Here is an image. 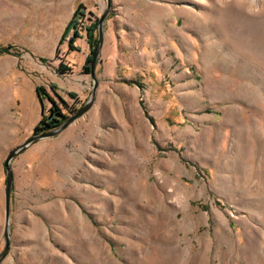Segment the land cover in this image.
<instances>
[{
	"label": "rangeland",
	"instance_id": "rangeland-1",
	"mask_svg": "<svg viewBox=\"0 0 264 264\" xmlns=\"http://www.w3.org/2000/svg\"><path fill=\"white\" fill-rule=\"evenodd\" d=\"M116 4L134 45L144 29V62L132 58L127 82L102 87L70 142L41 139L30 163L13 160L12 245L1 264H264V0ZM104 8L0 0V252L4 161L89 98L91 77L76 96L56 88V60L67 37L70 49L80 35L96 39ZM34 95L44 113L28 129ZM101 124L117 131L86 160L74 143H92Z\"/></svg>",
	"mask_w": 264,
	"mask_h": 264
},
{
	"label": "crops",
	"instance_id": "crops-1",
	"mask_svg": "<svg viewBox=\"0 0 264 264\" xmlns=\"http://www.w3.org/2000/svg\"><path fill=\"white\" fill-rule=\"evenodd\" d=\"M116 1H119V0H111V4H112L111 15L113 16L108 18L104 24V39H103V44H102V48L100 51L99 61H98V64L96 66V71H95L96 78L98 79V82H99V86H98L97 95H96L94 104L92 106H96L99 103V98L103 91L102 87L111 89V87L115 85L117 82H127L129 80L128 71L132 63V58L137 57L139 58V60H141V62H144V59H145V44H146L145 39L146 37H145L144 29H142L143 28L142 27L141 31H138L141 37H137L136 39H138V46L140 47V50H136L139 47L137 45H134V41H133L134 38L133 36H131L130 26L126 22L124 21L122 22L119 19L118 12L116 11L117 9ZM70 35H71V32H69L68 36L70 37ZM165 40L166 39H164V41ZM161 42H163L162 37H160V43ZM71 46L73 48L70 49V46L68 44V37L59 46L58 52H60V59L56 61L58 63L62 62L61 71H60L59 76L54 78L56 88L59 91H64V93L67 94V96L65 95L66 97H68L69 93L72 94L73 96L74 95L76 96L78 94H75V92H78V93L80 91L84 92L87 86H90L89 74L81 71V69L83 68L86 62V59L90 55V43H89L88 37L84 35H80L73 41ZM65 65L72 67V69L69 71L70 72L69 76L64 74V72L68 71L67 70L68 68H65ZM56 93L58 96V91H56ZM34 96H35L34 99L36 100V102L35 101H32V102L33 104H35V107L34 109L31 110V112L25 113V116L23 118L24 122L28 123V126H26V128L28 129H32L34 124L38 123L40 119L42 118V112L44 113L43 111L45 107L44 101H42V99H40L38 95H34ZM30 100H32V97H30ZM86 114L84 116H86ZM84 116H82L81 118H83ZM81 118L73 122L64 131H62L59 134V135L63 134L62 136L65 142L66 140H69V142L70 140H72L71 138L73 136V130L74 128H76L77 126L81 124L80 123ZM113 131L114 132L117 131L115 126L105 127L104 124H101L100 129L98 130L96 134V138L92 141V143L89 144V141L86 138L85 142H83L82 140L79 142H75L74 146L77 152L82 154V157H85V159L88 160V156L90 153V147H93V150L96 149L97 150L96 152L99 153L100 152L99 150L104 149L105 147L106 142H105L104 134L105 133L111 134V132ZM46 140H49V139H46ZM115 144L116 145L113 146L114 149H115V146L117 147V149H119V138L118 137H117ZM35 146L36 145H32L28 147L17 158H20L19 160L22 161L23 163H27V164L30 163V159L35 154V150L37 148ZM12 172H13V167H12ZM13 177H14V172H13ZM11 209H12V206H11V201H10V222H11V217H12ZM11 245H12V235H11L10 248H11ZM27 260H28V263H25V264H41L42 262L40 259V256H37L36 258L33 257L31 263H30L29 258ZM16 263L19 264L18 262Z\"/></svg>",
	"mask_w": 264,
	"mask_h": 264
},
{
	"label": "water",
	"instance_id": "water-1",
	"mask_svg": "<svg viewBox=\"0 0 264 264\" xmlns=\"http://www.w3.org/2000/svg\"><path fill=\"white\" fill-rule=\"evenodd\" d=\"M111 10H112L111 0H105V8L101 12L100 17L96 23V33H97L96 43L92 49L91 60L89 64L90 66L89 75L92 80L91 94L89 98L85 101V103L77 111H75L72 115L67 117L63 121V123L55 127V129H52L50 131H46L43 133H39V134H32L25 142L15 147L14 149H12L4 161L3 165L5 169V195H4L5 225H4V231H3L4 246H3L2 251L0 252V264L7 257L9 250H10V244H11L10 201H11V190H12V185H13V172L11 169V164L18 155L24 152L32 144L38 142L41 139L52 138V137L59 135L69 125H71L73 122H75L76 120L84 116L88 112V110L92 107L94 100H95L96 91L98 89V80L96 78L95 70H96L97 61L100 57V51H101L103 39H104V23L106 19L108 18V16L110 15Z\"/></svg>",
	"mask_w": 264,
	"mask_h": 264
},
{
	"label": "trees",
	"instance_id": "trees-1",
	"mask_svg": "<svg viewBox=\"0 0 264 264\" xmlns=\"http://www.w3.org/2000/svg\"><path fill=\"white\" fill-rule=\"evenodd\" d=\"M94 29L93 30H96V24H95V26L93 27ZM88 40H89V43H90V47H94L95 46V43H96V39H94V38H91V36H88ZM70 42H71V40H70ZM0 55H2V52L0 53ZM90 60H91V57L90 58H88V61H87V64L89 65L90 64ZM84 71L86 72V73H89V71H90V69H89V67L88 66H86L85 68H84ZM39 91H41V89H38ZM47 96V95H46ZM65 120V119H64ZM63 120V121H64ZM55 123H56V125L54 126V127H57V126H59L62 122H60V121H58V120H55ZM50 128H51V126L49 127H40V126H37L35 129H34V132H33V134H39V133H42V132H45V131H48V130H50Z\"/></svg>",
	"mask_w": 264,
	"mask_h": 264
}]
</instances>
